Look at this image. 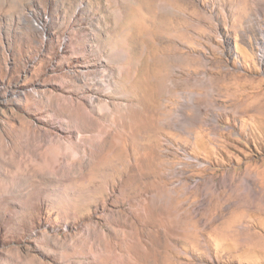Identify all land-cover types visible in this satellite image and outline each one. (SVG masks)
<instances>
[{
  "label": "rangeland",
  "instance_id": "374dc122",
  "mask_svg": "<svg viewBox=\"0 0 264 264\" xmlns=\"http://www.w3.org/2000/svg\"><path fill=\"white\" fill-rule=\"evenodd\" d=\"M0 264H264V0H0Z\"/></svg>",
  "mask_w": 264,
  "mask_h": 264
},
{
  "label": "bare ground",
  "instance_id": "6f19581e",
  "mask_svg": "<svg viewBox=\"0 0 264 264\" xmlns=\"http://www.w3.org/2000/svg\"><path fill=\"white\" fill-rule=\"evenodd\" d=\"M247 189H248V186H247V184H245L244 185ZM250 208L248 207H246V206H244V205H238L235 209H234V212L235 213H237V212H244V211H246V210H249ZM251 212V211H250ZM212 219L214 220L213 221V223H212V226L213 227H217V226H219L221 223H224V221L225 220H223L224 219V217H221L220 216V219H218V217H212ZM222 220V221H221ZM221 221V222H220ZM216 222H220V223H216ZM181 222H178L177 223V227H178V230L177 231H175V232H173V233H176V234H178V235H182V234H184L183 233V231H181L180 230V228H181ZM229 228V227H228ZM251 227H249V228H246V230L245 231H242V232H239V231H232V235H233V237L236 239V240H243L244 238H250V236H251V229H250ZM228 230V229H227ZM147 250H149V249H147ZM151 251V250H150ZM156 251H158V250H156ZM153 253V252H152ZM157 253V252H156ZM153 255H155V253H153Z\"/></svg>",
  "mask_w": 264,
  "mask_h": 264
}]
</instances>
